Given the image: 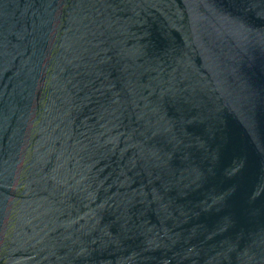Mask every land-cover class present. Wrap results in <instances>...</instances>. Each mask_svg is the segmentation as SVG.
I'll use <instances>...</instances> for the list:
<instances>
[{"label":"water","instance_id":"water-1","mask_svg":"<svg viewBox=\"0 0 264 264\" xmlns=\"http://www.w3.org/2000/svg\"><path fill=\"white\" fill-rule=\"evenodd\" d=\"M0 264H264V0H0Z\"/></svg>","mask_w":264,"mask_h":264}]
</instances>
